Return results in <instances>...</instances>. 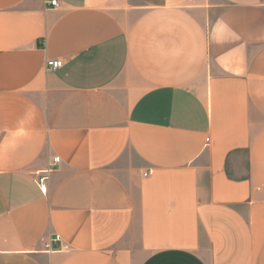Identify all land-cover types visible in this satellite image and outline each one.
Here are the masks:
<instances>
[{"label":"crops","instance_id":"crops-1","mask_svg":"<svg viewBox=\"0 0 264 264\" xmlns=\"http://www.w3.org/2000/svg\"><path fill=\"white\" fill-rule=\"evenodd\" d=\"M48 1L0 0V264H264V0Z\"/></svg>","mask_w":264,"mask_h":264},{"label":"built area","instance_id":"built-area-1","mask_svg":"<svg viewBox=\"0 0 264 264\" xmlns=\"http://www.w3.org/2000/svg\"><path fill=\"white\" fill-rule=\"evenodd\" d=\"M49 2V4L50 5H53V6H56L57 4H58V2L56 1V0H50V1H48ZM62 65V60L61 59H59V58H54L53 60H46V62H45V67L47 68V69H55V68H59L60 66ZM57 161H59V157L58 156H56L54 159H53V163H55V162H57ZM151 173V171L150 170H148L147 172H145L144 174L145 175H149ZM46 178V176L45 175H43V176H40L39 177V180H38V186H39V188L40 189H43L44 190V185H42L41 183L43 182V180ZM54 239V241H58V237H54L53 238Z\"/></svg>","mask_w":264,"mask_h":264}]
</instances>
